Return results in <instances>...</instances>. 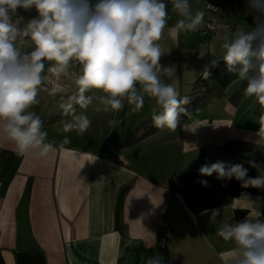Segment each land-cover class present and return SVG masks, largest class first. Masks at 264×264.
<instances>
[{
	"label": "crops",
	"instance_id": "obj_1",
	"mask_svg": "<svg viewBox=\"0 0 264 264\" xmlns=\"http://www.w3.org/2000/svg\"><path fill=\"white\" fill-rule=\"evenodd\" d=\"M204 2L190 0L193 12L203 10ZM226 2L225 11L206 16L220 24L206 35L201 28L171 31L179 17L166 0L170 19L159 42L165 51L159 63L174 74L162 73L165 82L190 101L211 89L207 103L175 131L156 129L132 140L143 130L141 123L160 110L155 99L146 96L142 109L125 103L118 113H97L95 100L87 109L74 106L77 114L90 119L89 131L111 129L110 119L120 121L125 132L116 145L93 141L86 131L64 134V122L71 117L61 104L75 86L68 75L53 76L49 87L56 92L42 89L37 100H45L31 109L45 114L40 116L42 130L56 143L55 153L21 155L0 135V264H142V258L153 255L160 256L162 264H222L220 253L233 245L216 234L211 210L221 209L217 219L235 220L238 210L245 211L239 221L255 210L264 219V195H240L231 205L194 213L167 182L172 173H189L214 158L252 161L264 156V143H256L260 137L255 135L264 110L244 96L245 83L227 70L200 78L214 59L210 52L200 57L202 43L211 51L238 25L255 27L247 0ZM17 13L23 23L36 15L34 9ZM191 124L193 129L185 127ZM54 130L60 131L58 137ZM63 135L71 142L60 149ZM164 232L165 250L160 247Z\"/></svg>",
	"mask_w": 264,
	"mask_h": 264
},
{
	"label": "clouds",
	"instance_id": "obj_2",
	"mask_svg": "<svg viewBox=\"0 0 264 264\" xmlns=\"http://www.w3.org/2000/svg\"><path fill=\"white\" fill-rule=\"evenodd\" d=\"M247 8L254 14L255 27L238 25L218 48L211 46L209 51L210 46L202 43L199 54L203 58L210 52L213 66L222 60L227 71L245 83V96L264 110V0H247ZM18 9H34L36 15L23 23ZM171 11L179 17L173 32H197L204 23L205 11L193 12L190 0H171ZM169 19L166 0H0V135L21 155L55 153L56 143L47 140L42 119L31 109L39 103L42 89L56 92L49 87L53 76L68 75L76 87L61 104L63 113L71 117L63 125L64 132H84L90 127L88 116L77 114L75 105L87 109L95 100L97 113H118L125 103L142 109L146 96L160 108L152 115L154 126L175 131L180 114L186 113L182 106L190 99L181 97L162 76L174 74L159 63L165 53L159 42ZM203 75L207 78L209 73ZM118 123L108 120L114 128ZM258 123L256 143H264V111ZM185 127L193 129L192 124ZM70 142L64 136L58 147L63 149ZM199 172L216 173L217 179L234 177L243 187L264 188V175L248 177L243 164L217 161L202 165ZM201 183L207 186V181ZM211 213L210 224L218 225L216 234L233 245L220 253L222 264H264V219L259 211L242 221L217 219L221 209ZM142 264H162V258H142Z\"/></svg>",
	"mask_w": 264,
	"mask_h": 264
},
{
	"label": "trees",
	"instance_id": "obj_3",
	"mask_svg": "<svg viewBox=\"0 0 264 264\" xmlns=\"http://www.w3.org/2000/svg\"><path fill=\"white\" fill-rule=\"evenodd\" d=\"M223 70H227V68L225 63L221 61L216 66H213L207 70L209 73L208 76L217 74ZM202 77H204V75H202L200 78ZM75 87L76 86H74V90ZM207 91L208 93L192 99L183 107L186 110V113L180 114L179 122L188 120L197 110L207 103L211 89H208ZM236 95L239 97L240 93L236 91L234 96ZM158 111H156L157 114ZM152 115L141 123L143 130L139 135L133 136L132 134V140L138 139L158 129L153 124ZM217 161H223L231 165L243 164V166L248 169V177L256 178L264 175L258 173V170L264 171V156L252 160L251 162L228 160L225 158H214L209 162V164ZM201 181H207V186L202 184ZM167 182L172 194H178L188 209L194 213L231 205L233 199L240 195H264V188H255L251 186L243 187L242 181H238L234 177L231 179H217L216 173H213L211 176H204L200 174L199 169L189 173L174 172L168 177ZM28 190L29 189H26V192H28ZM244 213L245 211L243 210L235 211V220L239 221ZM163 249L165 250V247Z\"/></svg>",
	"mask_w": 264,
	"mask_h": 264
},
{
	"label": "rangeland",
	"instance_id": "obj_4",
	"mask_svg": "<svg viewBox=\"0 0 264 264\" xmlns=\"http://www.w3.org/2000/svg\"><path fill=\"white\" fill-rule=\"evenodd\" d=\"M31 11V10H30ZM210 81V80H209ZM242 82V81H241ZM215 83H216V80H215ZM209 84H211V81L209 82ZM238 87V89L237 88H235L236 87V85L234 86V88L236 89V91L237 90H241L242 88L240 87L241 86V83L240 84H238L237 85ZM209 87H210V85H209ZM234 89V90H235ZM233 91V90H232ZM242 92H244V90L242 91ZM205 94V93H204ZM39 96V95H38ZM244 96H245V94H244ZM43 98H46V97H41V98H39L38 99V101L41 103V101H44L45 99H43ZM43 115H45L43 112H42V114H38V116H43ZM56 115H54V117H55ZM65 122H67V121H65ZM64 122V123H65ZM124 129H123V127H122V125H121V123H120V121H119V123L115 126V128L114 127H112L111 129H108V130H104V129H92V130H86V134H88V136H90V138L93 140V141H95V140H97L98 142H102V144L105 142L106 143V141H108L109 142V144H118L119 143V141L121 140V138L123 137V134H124V132L125 131H123ZM74 132H76V130H72V131H69V132H64V134H70V135H72V134H74ZM59 133H60V131H57V130H54V136H59ZM83 133V132H82ZM64 136V135H63ZM63 136H61V137H63ZM88 136H86V137H88ZM70 137H72V136H70ZM246 162H251L250 160H246ZM258 173L259 174H264V172H261V170H258Z\"/></svg>",
	"mask_w": 264,
	"mask_h": 264
},
{
	"label": "built area",
	"instance_id": "obj_5",
	"mask_svg": "<svg viewBox=\"0 0 264 264\" xmlns=\"http://www.w3.org/2000/svg\"><path fill=\"white\" fill-rule=\"evenodd\" d=\"M206 5H210V8H207ZM227 8L226 0H205L203 10L205 11V19L204 23L201 27V31L206 34L210 35L216 31L218 26L220 25L217 21L212 19H207L206 16L209 14H219ZM166 242V232L162 234L160 238V247L163 249L165 247Z\"/></svg>",
	"mask_w": 264,
	"mask_h": 264
}]
</instances>
